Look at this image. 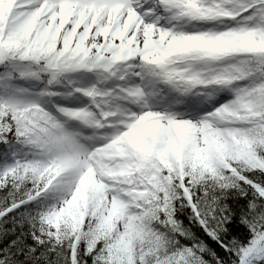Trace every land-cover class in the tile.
I'll return each mask as SVG.
<instances>
[{
	"label": "snow or ice",
	"instance_id": "1",
	"mask_svg": "<svg viewBox=\"0 0 264 264\" xmlns=\"http://www.w3.org/2000/svg\"><path fill=\"white\" fill-rule=\"evenodd\" d=\"M0 264H264V0H0Z\"/></svg>",
	"mask_w": 264,
	"mask_h": 264
}]
</instances>
